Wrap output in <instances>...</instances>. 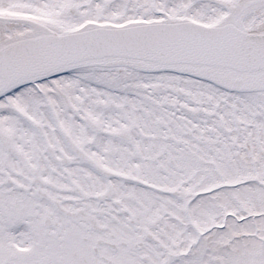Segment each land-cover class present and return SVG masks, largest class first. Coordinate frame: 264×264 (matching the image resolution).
<instances>
[{
  "label": "snow or ice",
  "instance_id": "snow-or-ice-1",
  "mask_svg": "<svg viewBox=\"0 0 264 264\" xmlns=\"http://www.w3.org/2000/svg\"><path fill=\"white\" fill-rule=\"evenodd\" d=\"M0 264H264V0H0Z\"/></svg>",
  "mask_w": 264,
  "mask_h": 264
}]
</instances>
